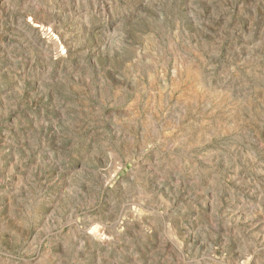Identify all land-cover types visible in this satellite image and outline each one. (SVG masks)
Instances as JSON below:
<instances>
[{
	"label": "rangeland",
	"instance_id": "374dc122",
	"mask_svg": "<svg viewBox=\"0 0 264 264\" xmlns=\"http://www.w3.org/2000/svg\"><path fill=\"white\" fill-rule=\"evenodd\" d=\"M0 264H264V0H0Z\"/></svg>",
	"mask_w": 264,
	"mask_h": 264
}]
</instances>
